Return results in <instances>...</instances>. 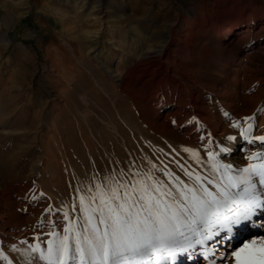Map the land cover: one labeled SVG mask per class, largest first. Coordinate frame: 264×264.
<instances>
[{
  "label": "rangeland",
  "instance_id": "374dc122",
  "mask_svg": "<svg viewBox=\"0 0 264 264\" xmlns=\"http://www.w3.org/2000/svg\"><path fill=\"white\" fill-rule=\"evenodd\" d=\"M160 45L158 64L135 52ZM263 77L264 0H0V264H29L106 186L215 191L222 136L242 142L227 175L264 163L248 159L264 152ZM226 244L223 262L195 264L259 259L264 238L252 228Z\"/></svg>",
  "mask_w": 264,
  "mask_h": 264
},
{
  "label": "snow or ice",
  "instance_id": "6c2138e0",
  "mask_svg": "<svg viewBox=\"0 0 264 264\" xmlns=\"http://www.w3.org/2000/svg\"><path fill=\"white\" fill-rule=\"evenodd\" d=\"M256 139L264 142V136ZM248 159L264 160V152ZM213 167L223 168L225 176V182H217L215 191L203 183H181L174 189L159 180L148 183L142 179L131 187L126 183L106 186V192L98 191L91 198H99L97 207L82 198L81 219L70 222L62 234L51 233L56 238L48 241L46 251L38 245L32 247V253L38 255L29 264H172L189 249L220 237V230L224 236L218 243L226 238L231 244L249 227L264 238V163H250L235 177L227 175L232 165ZM241 245V252L249 247L243 241ZM232 254L238 256L235 249ZM258 255L259 259L251 254L243 260L238 256L237 264H264V249Z\"/></svg>",
  "mask_w": 264,
  "mask_h": 264
},
{
  "label": "bare ground",
  "instance_id": "6f19581e",
  "mask_svg": "<svg viewBox=\"0 0 264 264\" xmlns=\"http://www.w3.org/2000/svg\"><path fill=\"white\" fill-rule=\"evenodd\" d=\"M80 7H81V5H80ZM7 24H5V26H6ZM232 28L229 26V27H227V28H225L224 29V31L222 32V34H228V33H230V32H232ZM94 40V39H93ZM92 40V41H93ZM91 42V41H90ZM88 45V44H87ZM92 44H89V47H90V49H92V50H94L95 49V47H94V45L93 46H91ZM142 45H143V43H142ZM167 45V44H166ZM136 47V46H135ZM165 46L164 45H160L158 48H146L147 50H150V51H147L146 49V51L145 50H143L142 48L143 47H137L136 49H135V52H138L139 54V60H146V59H144L145 57H151V56H154V57H156L155 58V61H156V63L158 64V61H159V59H160V57H161V54L163 53V50L165 49L164 48ZM99 51V50H98ZM18 54H20V53H18ZM133 55V54H132ZM132 57V56H131ZM137 57V56H136ZM136 57H134V58H136ZM147 57V58H148ZM133 59V58H132ZM134 61H135V59H134ZM151 61V60H150ZM133 62V61H132ZM165 62H166V60H165ZM237 62V61H236ZM150 63V62H149ZM148 63V64H149ZM138 64V63H137ZM146 64V63H145ZM143 65V64H142ZM155 66V65H154ZM142 67V66H141ZM39 71H41V70H39ZM61 74V73H60ZM119 74V73H118ZM116 76V75H115ZM62 77V76H61ZM117 77V76H116ZM85 78V77H84ZM74 79V78H73ZM78 79V78H77ZM80 79V78H79ZM116 79H118V77L116 78ZM62 80V79H61ZM75 81V80H74ZM79 81V80H78ZM87 81V80H86ZM73 82V81H72ZM80 82V81H79ZM78 82V83H79ZM47 85V84H46ZM75 85H76V83H75ZM263 85H264V77H263ZM65 87V86H64ZM59 88H60V86H59ZM53 90V89H52ZM63 90V89H62ZM3 92V91H2ZM44 92V96H45V98H47L50 94H51V90L49 89V88H47L46 90H44L43 91ZM43 92H41V93H43ZM59 92V91H58ZM67 92V91H66ZM68 92H70L69 91V89H68ZM48 94V95H47ZM73 94V93H72ZM3 95V94H2ZM68 95H69V93H68ZM9 96V95H8ZM11 96V95H10ZM63 96V95H62ZM69 96H71V95H69ZM16 97H17V95H16ZM67 97V96H66ZM72 97H73V95H72ZM51 98V97H50ZM49 98V99H50ZM63 98H64V96H63ZM251 100H254V102H253V105L255 106L256 105V103H257V101H258V98L259 97H257L256 95H252L251 96ZM41 99V98H40ZM46 100H48V99H46ZM42 101V100H41ZM40 101V102H41ZM1 102H2V99H1ZM0 102V103H1ZM11 102V101H10ZM44 103V102H43ZM48 103V102H47ZM8 104V103H7ZM6 105V104H5ZM9 105H10V103H9ZM45 105V104H44ZM4 106V105H3ZM30 106V105H29ZM35 106V105H34ZM254 106L252 107V108H254ZM1 107V106H0ZM249 109V110H246L245 112L246 113H248V112H251L253 109ZM30 110V109H29ZM18 111V110H17ZM23 111V110H22ZM196 113H197V116L199 117V118H205L203 115H204V113H205V111L202 109V108H199V109H196ZM264 111V110H263ZM30 112V111H29ZM35 112V111H34ZM34 114V113H33ZM3 115V114H2ZM25 115V114H24ZM19 116V115H18ZM20 117V116H19ZM27 117V116H26ZM33 117V116H32ZM37 117H38V115H37ZM20 118H22V117H20ZM18 119V118H17ZM27 119V118H26ZM25 119V120H26ZM19 120V119H18ZM28 120V119H27ZM264 121V117H263V119L260 121V132H261V135H260V137L261 136H264V126L262 125V122ZM19 123V122H18ZM258 127V126H257ZM259 134V133H258ZM240 143H242L241 142V140L239 139V138H237V137H235V136H231V135H227V136H222L221 137V139H220V141H219V147L216 149L217 150V155H218V157L221 159V161H225V162H227V164L228 165H232L233 167L232 168H237V166L239 165L238 163V160H236V159H234V157H232V153L234 152V150H235V147H237ZM263 146V145H262ZM262 149V148H261ZM223 150V151H222ZM263 150V149H262ZM47 155H45V157H46ZM2 174V173H1ZM258 188H259V186H258ZM262 199H264V194H262ZM27 206H29V205H27ZM26 206V207H27ZM32 206V205H31ZM29 210H31V208L29 209ZM28 210V211H29ZM32 212H33V210H31ZM34 213V212H33ZM32 213V214H33ZM27 215V214H26ZM26 218H28V216H26ZM11 220H15L16 222H17V220L18 221H22L23 219H22V216L21 215H16V216H12V218H11ZM249 229H252V227H249V228H247V229H244V230H242L241 232H240V234H243V233H245L246 231H248ZM213 231H215V229H213ZM239 234V235H240ZM238 235V236H239ZM224 236V232H223V230H220V237H216V239L215 240H213V241H210V242H207L204 246H200V245H197L194 249H189L184 255H182V256H179L178 257V259L177 260H175V261H173L172 262V264H195V262L201 257L202 258V261L203 262H205V263H209V262H211V261H215V260H219L221 257H222V255H223V253L224 252H226L225 250H227V249H225V248H223L222 246H220L221 244H223V242L222 243H218L217 241H219L220 239H221V237H223ZM237 236V237H238ZM236 237V238H237ZM224 240H227L226 238L224 239ZM235 240L236 239H234V240H232L233 241V243L235 242ZM228 242V241H227ZM227 246H229L230 247V244L228 243V244H226ZM207 253V255H205ZM211 255H214L213 257H210ZM212 258V259H211Z\"/></svg>",
  "mask_w": 264,
  "mask_h": 264
},
{
  "label": "crops",
  "instance_id": "0c3cea01",
  "mask_svg": "<svg viewBox=\"0 0 264 264\" xmlns=\"http://www.w3.org/2000/svg\"><path fill=\"white\" fill-rule=\"evenodd\" d=\"M37 34L40 35V36H42L41 33L38 32V30H37Z\"/></svg>",
  "mask_w": 264,
  "mask_h": 264
}]
</instances>
